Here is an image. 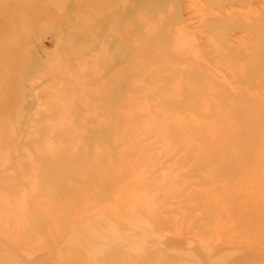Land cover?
Returning a JSON list of instances; mask_svg holds the SVG:
<instances>
[{
    "label": "rangeland",
    "instance_id": "374dc122",
    "mask_svg": "<svg viewBox=\"0 0 264 264\" xmlns=\"http://www.w3.org/2000/svg\"><path fill=\"white\" fill-rule=\"evenodd\" d=\"M0 264H264V0H0Z\"/></svg>",
    "mask_w": 264,
    "mask_h": 264
},
{
    "label": "bare ground",
    "instance_id": "6f19581e",
    "mask_svg": "<svg viewBox=\"0 0 264 264\" xmlns=\"http://www.w3.org/2000/svg\"><path fill=\"white\" fill-rule=\"evenodd\" d=\"M123 170V169H122ZM120 171V170H119ZM90 232V231H89ZM87 236H88V238L89 239H87L88 241L89 240H92V239H96V236H95V234H93V235H88V233H87ZM116 237V236H115ZM93 241V240H92ZM108 249V248H107ZM108 252H107V254H106V256H108L109 255V249L107 250ZM105 256V257H106ZM105 260V259H104ZM104 260H101L103 263H104Z\"/></svg>",
    "mask_w": 264,
    "mask_h": 264
}]
</instances>
